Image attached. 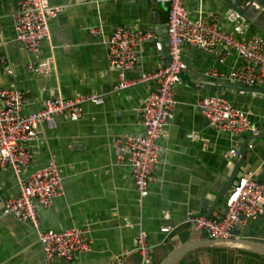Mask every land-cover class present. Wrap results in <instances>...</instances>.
I'll list each match as a JSON object with an SVG mask.
<instances>
[{
    "label": "crops",
    "instance_id": "crops-1",
    "mask_svg": "<svg viewBox=\"0 0 264 264\" xmlns=\"http://www.w3.org/2000/svg\"><path fill=\"white\" fill-rule=\"evenodd\" d=\"M19 1L0 0V87H15L26 93V114L39 111L47 100L57 96L69 100L96 93L104 96L105 102L86 104L76 122L65 115L57 119L54 129L42 126L38 138L30 144L32 162L21 177L10 169L0 170V264H145L137 250L140 231L149 237L150 264H161L174 250L190 242L211 240L207 233L186 224L185 218L200 213L201 203L213 193L221 177L224 185L235 166L230 151L240 148L250 135L235 138L209 125L197 104L213 92L200 82L232 83L228 77L242 66L241 58L236 53L224 55L221 47L214 54L183 47L182 57L188 68L176 88L175 117L160 141L163 152L155 173L157 181L150 194L141 198L128 158H119L114 140L124 134L142 135L138 110L155 84L113 92L118 73L110 67L107 41L119 26L152 34L155 40L142 46L140 60L128 78L139 79L158 69L168 62L165 35L169 6L153 0H49L50 5L62 10L50 22L52 40L44 43L41 54L35 56L13 42V17L19 11ZM243 5L251 25L247 36H264V0L185 2L190 19H215L220 27L231 31L226 11ZM97 28H102V34L91 32ZM48 57L54 59L50 75L28 70L31 63ZM217 92L247 112L258 133H264V98L241 91ZM250 146L243 172H255L264 182V139L251 141ZM52 159L63 170L65 193L52 207L39 209L38 218L44 232L74 227L89 232L91 250L78 254L73 261H47L34 226L3 214L4 201L20 195L22 179ZM224 212L225 208L219 207L212 217ZM168 225L173 230L163 233L162 228ZM239 238L264 242V218L247 223ZM177 264H264V256L202 248L189 252Z\"/></svg>",
    "mask_w": 264,
    "mask_h": 264
},
{
    "label": "built area",
    "instance_id": "built-area-1",
    "mask_svg": "<svg viewBox=\"0 0 264 264\" xmlns=\"http://www.w3.org/2000/svg\"><path fill=\"white\" fill-rule=\"evenodd\" d=\"M153 1L169 6L166 24L168 62L165 65L142 74L139 79H129L128 73L135 69L140 60V49L146 42L155 40V37L135 27L119 26L113 29L107 41L110 67L118 73L113 92L120 93L149 82L155 84V89L138 110L144 129L142 135L124 134L114 140L119 158H128L141 198L150 194L151 186L157 181L155 173L161 164L163 152L160 141L175 117L176 88L183 81V73L188 68L182 57L185 45L210 54L216 53L219 47L223 48L224 55L236 53L243 64L232 71L228 79L235 84L264 88V36H247L251 25L243 12L235 7L227 9L226 20L233 26L231 31L220 27L215 19H190L186 0ZM61 10L50 5L49 0H20L19 11L13 17V42L39 56L42 45L52 40L50 22L58 17ZM102 31V28L91 30L94 35L102 34ZM53 64L54 59L48 57L31 63L28 70L48 76L53 71ZM104 102V96L96 93L79 95L69 100L57 96L47 100L39 111L26 114V93L15 87H0V170L10 169L21 177L32 162L30 144L38 138L42 126L54 129L57 119L65 115L76 122L81 118L86 104L102 105ZM197 108L219 133L235 138L258 133L250 115L235 107L217 91L202 97ZM191 137L196 138L193 135ZM236 154V148L229 153L230 156ZM64 193L63 170L52 159L45 167L22 179L18 197L4 201V215L34 226L49 262L56 258L73 261L78 254L91 250L86 229L41 230L38 210L52 207ZM165 218L170 219V215L166 214ZM262 218L264 182L257 173L247 171L243 172L238 185L231 191L223 215L207 217L189 214L185 223L207 233L211 240H228L238 238L234 232L241 231L250 221ZM172 230L173 227L169 225L162 228L163 233ZM137 250L144 263L150 264L149 237L144 231H140L137 236Z\"/></svg>",
    "mask_w": 264,
    "mask_h": 264
},
{
    "label": "water",
    "instance_id": "water-1",
    "mask_svg": "<svg viewBox=\"0 0 264 264\" xmlns=\"http://www.w3.org/2000/svg\"><path fill=\"white\" fill-rule=\"evenodd\" d=\"M238 9L244 14L247 12L246 8L244 7H240ZM165 38V42L167 43V34L165 35ZM160 42L163 44V41ZM162 50H164V47L162 48ZM200 83L206 86V88L211 92H216L218 89H221L227 93H237L238 91H241L243 93H247L250 96L264 98V88L262 87H248L241 84L224 82L202 81ZM259 139H264L263 132L250 135V137L243 143V145L240 148L236 149L238 154L233 156V159L235 160V166L232 169L231 174L227 175V180L225 181L224 185L217 189L218 191H213L212 194H208L204 198L203 202L201 203V211L198 214L199 216L211 217L219 207H226L227 199L231 194V191L238 185L239 179L243 174L242 164L245 158L246 150L251 145V141H257ZM234 235L238 238L228 240H206L202 242H190V244L174 250L161 264H177L179 260L189 252H193L197 249L202 248L235 250L241 253L243 252L264 256V242L240 239V231H235Z\"/></svg>",
    "mask_w": 264,
    "mask_h": 264
},
{
    "label": "rangeland",
    "instance_id": "rangeland-1",
    "mask_svg": "<svg viewBox=\"0 0 264 264\" xmlns=\"http://www.w3.org/2000/svg\"><path fill=\"white\" fill-rule=\"evenodd\" d=\"M224 178H220V180L217 183V187L216 189H214V192L218 191L217 189H219L221 187V185L223 184Z\"/></svg>",
    "mask_w": 264,
    "mask_h": 264
},
{
    "label": "flooded vegetation",
    "instance_id": "flooded-vegetation-1",
    "mask_svg": "<svg viewBox=\"0 0 264 264\" xmlns=\"http://www.w3.org/2000/svg\"><path fill=\"white\" fill-rule=\"evenodd\" d=\"M243 7H244V8H246V6H245V5H243ZM246 11H248V10H247V8H246Z\"/></svg>",
    "mask_w": 264,
    "mask_h": 264
}]
</instances>
